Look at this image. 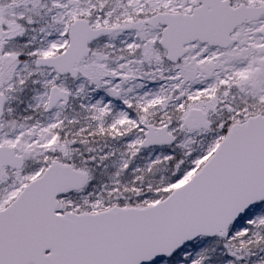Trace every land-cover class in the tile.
<instances>
[{"label": "snow or ice", "instance_id": "6c2138e0", "mask_svg": "<svg viewBox=\"0 0 264 264\" xmlns=\"http://www.w3.org/2000/svg\"><path fill=\"white\" fill-rule=\"evenodd\" d=\"M0 264H264V0H0Z\"/></svg>", "mask_w": 264, "mask_h": 264}]
</instances>
